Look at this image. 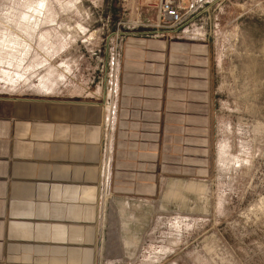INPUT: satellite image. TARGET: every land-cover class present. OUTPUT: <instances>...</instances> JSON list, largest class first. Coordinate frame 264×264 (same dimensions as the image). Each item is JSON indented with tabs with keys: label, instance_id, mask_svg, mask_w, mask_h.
<instances>
[{
	"label": "rangeland",
	"instance_id": "rangeland-1",
	"mask_svg": "<svg viewBox=\"0 0 264 264\" xmlns=\"http://www.w3.org/2000/svg\"><path fill=\"white\" fill-rule=\"evenodd\" d=\"M208 1L159 34L209 37L206 143L193 132L197 150H167L146 203L123 211L102 199L96 264H264V0ZM146 5L0 0V94L108 93L116 43L120 53L127 37L157 35Z\"/></svg>",
	"mask_w": 264,
	"mask_h": 264
},
{
	"label": "crops",
	"instance_id": "crops-1",
	"mask_svg": "<svg viewBox=\"0 0 264 264\" xmlns=\"http://www.w3.org/2000/svg\"><path fill=\"white\" fill-rule=\"evenodd\" d=\"M190 33L127 37L115 98L0 94V264H96L102 199L146 203L167 150L206 143L209 37Z\"/></svg>",
	"mask_w": 264,
	"mask_h": 264
},
{
	"label": "built area",
	"instance_id": "built-area-1",
	"mask_svg": "<svg viewBox=\"0 0 264 264\" xmlns=\"http://www.w3.org/2000/svg\"><path fill=\"white\" fill-rule=\"evenodd\" d=\"M146 2V7L156 12V23L152 25L157 33L156 37H159L161 32L167 33L169 31H175L183 23L185 16L194 14L198 9L209 3L208 0H146ZM115 36L116 41H122V37H119L117 33ZM118 47L116 43L111 54V65L114 67L113 71H115L117 67ZM109 92L115 98L117 94L115 86H113ZM107 109H109V122L114 116L115 104L112 106L108 105ZM103 184H105L104 191H107L108 178H105Z\"/></svg>",
	"mask_w": 264,
	"mask_h": 264
}]
</instances>
